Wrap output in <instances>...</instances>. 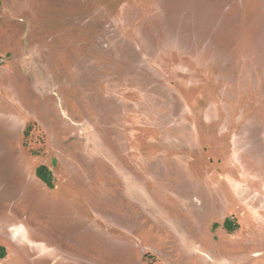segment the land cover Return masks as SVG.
Masks as SVG:
<instances>
[{
  "label": "rangeland",
  "instance_id": "rangeland-1",
  "mask_svg": "<svg viewBox=\"0 0 264 264\" xmlns=\"http://www.w3.org/2000/svg\"><path fill=\"white\" fill-rule=\"evenodd\" d=\"M0 245L264 264V0H0Z\"/></svg>",
  "mask_w": 264,
  "mask_h": 264
},
{
  "label": "trees",
  "instance_id": "trees-1",
  "mask_svg": "<svg viewBox=\"0 0 264 264\" xmlns=\"http://www.w3.org/2000/svg\"><path fill=\"white\" fill-rule=\"evenodd\" d=\"M37 174L48 186H50V187L54 186L53 181H52V173L48 167H46V166L39 167ZM226 227L229 230L235 229V226L230 221H227ZM5 256H6L5 249L3 246L0 245V257L4 258Z\"/></svg>",
  "mask_w": 264,
  "mask_h": 264
}]
</instances>
